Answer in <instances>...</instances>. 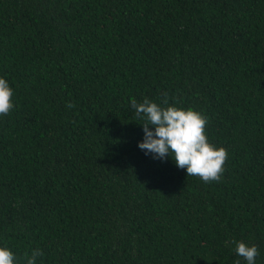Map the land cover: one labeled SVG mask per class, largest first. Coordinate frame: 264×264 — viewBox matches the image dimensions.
Here are the masks:
<instances>
[{"label": "trees", "instance_id": "16d2710c", "mask_svg": "<svg viewBox=\"0 0 264 264\" xmlns=\"http://www.w3.org/2000/svg\"><path fill=\"white\" fill-rule=\"evenodd\" d=\"M0 77L17 264H247L239 241L264 264V0H0ZM164 93L227 150L218 181L138 147L130 101Z\"/></svg>", "mask_w": 264, "mask_h": 264}, {"label": "clouds", "instance_id": "9594fccd", "mask_svg": "<svg viewBox=\"0 0 264 264\" xmlns=\"http://www.w3.org/2000/svg\"><path fill=\"white\" fill-rule=\"evenodd\" d=\"M12 96L13 89L8 81L0 77V116L9 114L13 109ZM130 104L136 117L144 120V139L138 147L145 154L161 160L171 155L178 168L186 169L188 176L199 177L205 183L220 179L228 152L209 143L205 133L206 117L191 108L169 105L167 93H164L162 104L147 97L141 103L132 99ZM66 107L74 108L75 105L69 102ZM235 251L247 264H255L259 254L257 246H249L243 241L236 242ZM41 255L40 249H34L31 256L25 253L26 264H36ZM0 264H17L10 249L0 247Z\"/></svg>", "mask_w": 264, "mask_h": 264}]
</instances>
